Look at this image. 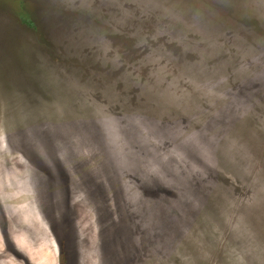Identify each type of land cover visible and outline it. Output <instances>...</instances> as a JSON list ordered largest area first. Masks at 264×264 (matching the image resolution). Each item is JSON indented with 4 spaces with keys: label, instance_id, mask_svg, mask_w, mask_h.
Wrapping results in <instances>:
<instances>
[{
    "label": "rangeland",
    "instance_id": "rangeland-1",
    "mask_svg": "<svg viewBox=\"0 0 264 264\" xmlns=\"http://www.w3.org/2000/svg\"><path fill=\"white\" fill-rule=\"evenodd\" d=\"M0 264H264V0H0Z\"/></svg>",
    "mask_w": 264,
    "mask_h": 264
}]
</instances>
